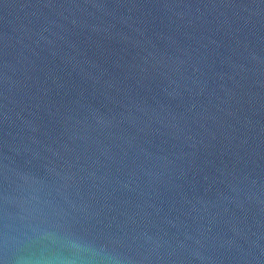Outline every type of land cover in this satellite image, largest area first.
<instances>
[{
	"label": "water",
	"instance_id": "95a60500",
	"mask_svg": "<svg viewBox=\"0 0 264 264\" xmlns=\"http://www.w3.org/2000/svg\"><path fill=\"white\" fill-rule=\"evenodd\" d=\"M0 264H264V0H0Z\"/></svg>",
	"mask_w": 264,
	"mask_h": 264
}]
</instances>
